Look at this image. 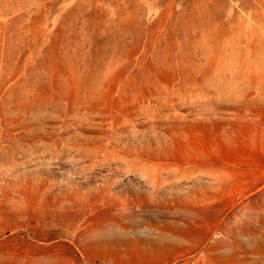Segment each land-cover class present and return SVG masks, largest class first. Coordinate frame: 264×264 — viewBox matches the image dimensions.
<instances>
[{"label":"rangeland","instance_id":"1","mask_svg":"<svg viewBox=\"0 0 264 264\" xmlns=\"http://www.w3.org/2000/svg\"><path fill=\"white\" fill-rule=\"evenodd\" d=\"M0 264H264V0H0Z\"/></svg>","mask_w":264,"mask_h":264}]
</instances>
